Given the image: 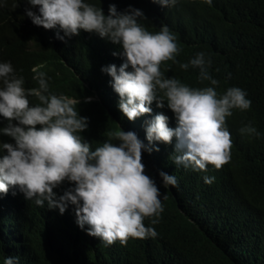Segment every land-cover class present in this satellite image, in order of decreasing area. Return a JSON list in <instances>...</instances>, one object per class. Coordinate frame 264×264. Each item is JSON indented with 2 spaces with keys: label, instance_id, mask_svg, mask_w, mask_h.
<instances>
[{
  "label": "clouds",
  "instance_id": "1",
  "mask_svg": "<svg viewBox=\"0 0 264 264\" xmlns=\"http://www.w3.org/2000/svg\"><path fill=\"white\" fill-rule=\"evenodd\" d=\"M27 2L31 7L25 17L44 28L49 42L78 35L91 42L79 53L80 65L93 66L99 81L97 94L86 101L101 102L115 117L135 124H130L132 131L110 132L109 139L92 149L81 136L88 118L77 111L80 101L50 91L46 73L38 72L43 64L32 62L37 87L26 88L24 77L14 70L18 20L25 18L16 14L0 20V136L5 137L0 142V194L16 188L38 207L58 209L61 215L69 208L75 230L86 231L106 246L154 237L164 194L146 174L143 154L159 152L161 143L174 144L167 147L174 149L171 159L176 166L201 172L210 165L218 170L231 158L226 118L234 110H249L252 103L238 86L216 91L219 82L205 52H196L186 63L177 61L179 30L205 0ZM206 2L211 5L212 0ZM1 11L4 15L5 9ZM34 47L30 43V50ZM168 61L181 70L197 69L199 82L207 84L192 87L170 78L161 71ZM29 97L38 103H30ZM142 125L147 143L136 134ZM238 131L260 138L251 122ZM159 177L164 188L177 185L174 175L160 171ZM214 179L202 176L205 184ZM65 183L68 187L62 189ZM3 264H18L17 257L6 256Z\"/></svg>",
  "mask_w": 264,
  "mask_h": 264
},
{
  "label": "trees",
  "instance_id": "2",
  "mask_svg": "<svg viewBox=\"0 0 264 264\" xmlns=\"http://www.w3.org/2000/svg\"><path fill=\"white\" fill-rule=\"evenodd\" d=\"M30 7L27 0H4L0 7L1 22L16 14L25 18L18 20V48L11 61L24 77V86H38L31 76L32 62L43 64L38 72L46 73L49 90L80 101L77 111L88 118L81 136L92 149L109 139L110 132L132 131L135 121L115 117L101 102L86 101L97 94L99 81L93 66L80 65L79 53L91 42L79 35L49 42L44 28L25 17ZM179 32L178 62L205 52L219 82L216 91L238 86L252 102L249 110H234L226 118L230 160L218 170L209 165L207 171L195 172L173 163L174 149L167 146L174 144L161 143L159 152L144 153L146 174L164 194V210L153 225L156 235L109 246L86 231L77 232L68 218L69 208L61 215L58 209L38 207L12 188L0 194V264L6 256L17 257L18 264H264V0H212L211 5L205 0ZM30 43L36 46L33 50ZM161 71L192 87L207 84L199 82L197 69L181 70L172 61L162 63ZM29 101L38 103L35 97ZM248 122L260 138L240 134L239 128ZM136 134L147 143L143 125ZM4 138L0 136V142ZM160 171L174 175L177 185L164 188ZM204 175L215 177L213 183L205 184ZM66 187L67 183L61 186Z\"/></svg>",
  "mask_w": 264,
  "mask_h": 264
}]
</instances>
